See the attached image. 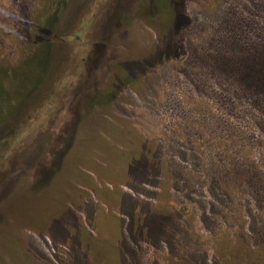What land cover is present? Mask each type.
<instances>
[{
	"label": "rangeland",
	"instance_id": "obj_1",
	"mask_svg": "<svg viewBox=\"0 0 264 264\" xmlns=\"http://www.w3.org/2000/svg\"><path fill=\"white\" fill-rule=\"evenodd\" d=\"M0 264H264V0H0Z\"/></svg>",
	"mask_w": 264,
	"mask_h": 264
}]
</instances>
